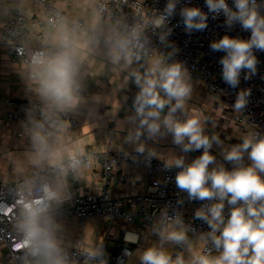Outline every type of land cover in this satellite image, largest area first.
Here are the masks:
<instances>
[{
    "label": "clouds",
    "instance_id": "clouds-1",
    "mask_svg": "<svg viewBox=\"0 0 264 264\" xmlns=\"http://www.w3.org/2000/svg\"><path fill=\"white\" fill-rule=\"evenodd\" d=\"M178 3L167 0L159 11L147 8L145 0H0V44L20 58L12 67L30 93L21 150H9L7 137L0 148V224L6 225L0 229V248H7L8 264H108L103 241L68 240L59 220L72 200V182L99 167L100 154L88 151L71 130L69 116L80 114L91 129L113 122L115 132H126L123 144L133 146L134 161L157 158L165 168L179 169L177 188L189 201L203 202L194 219L205 222L208 231L195 233L182 212L170 215L166 206L143 234L149 245L126 250L127 259L122 256L117 264H135L137 258L139 264H264V133L243 116L251 89L240 90L232 105L246 131L234 135L239 143L225 145L214 131L218 119L191 105L192 76L174 59L178 49L168 39L169 22ZM233 5L206 0L213 19L223 14L227 27L239 23L251 32L247 40L225 35L210 44L213 51L226 53L219 61L222 79L236 88L242 71L245 80L257 73L254 51H264V0H233ZM180 16L187 33L208 27V13L199 7L185 6ZM149 31L171 50L153 46ZM104 74L116 85L112 95L85 96L87 79ZM129 82L138 91L131 114L119 119L121 104L114 108L112 101ZM102 103L111 110L100 115ZM169 135L184 153L202 149V154L186 163L184 156L165 157L148 145ZM214 144L231 170L211 153ZM152 236L158 239L151 242ZM124 239L138 243L141 236L127 232ZM172 247L182 250L173 254Z\"/></svg>",
    "mask_w": 264,
    "mask_h": 264
},
{
    "label": "built area",
    "instance_id": "built-area-1",
    "mask_svg": "<svg viewBox=\"0 0 264 264\" xmlns=\"http://www.w3.org/2000/svg\"><path fill=\"white\" fill-rule=\"evenodd\" d=\"M257 2L260 3L262 0H257ZM166 3L167 0H145L147 8L159 11L163 10ZM227 3L230 7H234L233 0H227ZM185 6L199 7L202 11L208 13V27L205 30L191 33L185 31L182 17L180 16V9ZM124 11L131 13V10L127 7L124 8ZM261 12L264 13V8L261 9ZM169 27L172 28V32L168 39L178 49L174 59L184 63L192 76V80L203 86L206 95L215 97L232 107L240 90L251 89V95L248 98L249 103L244 110L243 116L247 117L249 124L256 125L257 130L264 133V51H254L258 60L257 73L251 79L245 80V71H242L238 87L232 88L223 81L222 65L219 63L226 53L213 51L210 48V44L213 41H218L225 35L247 40L251 36L250 30L242 29L239 23L234 24L231 28L227 27L223 14L213 19L212 14L208 12L206 7V0H179L175 15L170 18ZM149 35L153 46L160 48L164 52L171 50L160 44L157 35L151 33V31H149ZM4 48L11 60L20 61L14 50L6 46ZM134 97L132 96L129 100L131 105ZM29 102L30 99L25 98L8 100L5 117L14 123L24 121L26 119L25 110L29 106ZM233 117L239 123L243 119L242 116L237 118L234 113ZM69 120L72 125L71 129L78 125L74 115L69 116ZM202 151V149L193 151L191 158L186 163H190L201 155ZM210 151L213 154V151ZM126 152L129 153L128 156H125ZM97 153L100 154L98 163L104 174L103 178L107 186L86 193L73 194L72 200L66 203L61 210L60 221L66 218H75L85 224L92 218H100L108 222L123 219L126 223L133 224L138 219L148 229L151 226V220L158 217L160 210L167 206L170 215L174 211L182 212L185 222L192 225L195 233L198 234L209 230L205 222L194 219L196 209L201 207L203 202L199 200L189 201L187 193L180 191L176 186L175 177L179 169L174 167L165 168V162L157 158H152L150 163H148L144 156H139L134 161L132 157L137 156L134 150ZM113 161H115V166L123 164L141 165L149 175L144 189L139 194L128 199V202L133 206L132 210L126 209L125 200L114 196L108 187L111 182L122 184L127 177L126 173L115 172L112 168ZM3 189V183L0 181V190ZM3 195L4 193L0 192V198H3ZM179 199L184 200L182 205L177 203ZM227 210L228 206L226 205V212ZM5 227V224H0V229ZM108 239L103 244L107 253L108 264H117L118 259L122 256L127 259V256H124L126 250L133 252L131 243L126 242L124 237L114 239L112 244H109ZM71 251L75 252L76 250L72 249ZM0 258L1 264H8L7 248H0Z\"/></svg>",
    "mask_w": 264,
    "mask_h": 264
},
{
    "label": "crops",
    "instance_id": "crops-1",
    "mask_svg": "<svg viewBox=\"0 0 264 264\" xmlns=\"http://www.w3.org/2000/svg\"><path fill=\"white\" fill-rule=\"evenodd\" d=\"M19 62V60H11L6 53L4 46L0 44V148L5 146V138L7 137V148L9 150L17 151L21 150L19 147V141L22 133L21 122L14 123L8 120L5 117V110L7 108L8 100L12 98L30 99V93L26 89L24 80L12 67L13 64H18ZM96 71H99V68H97ZM114 81L118 86L122 84V81L118 76L114 77ZM86 83L87 90L85 92V96H91L93 94L111 96L113 89L116 87L115 84L110 82L108 74L99 75L97 77H89ZM192 84L194 94L192 101H190L191 105L200 108L213 119H218V126L214 131L220 134V137L222 140H224L225 145L239 143L240 141L234 135L242 133L246 131V129L241 123L234 119L232 107L215 97L206 95L204 93L203 86L197 81L192 80ZM137 91L138 88L135 86V84L129 82L125 88L116 92V95L112 101V105L115 108L120 102L121 108L118 112L119 119H124L127 115L131 114L132 105L129 103V100L132 96H135ZM124 97H127L126 102L124 101ZM221 104L227 105V107L220 108L219 105ZM110 110L111 105L102 103L98 106V112L100 115H103L105 112ZM74 116L78 121V125L71 130L78 134L79 141L86 146L88 151L116 152L123 150H134L133 146L123 144V137L126 135V132H115V124L113 122H108L106 124H102L99 127L91 129L88 125H85V114ZM223 126H225V128ZM207 131L209 133L213 131L210 123L207 126ZM227 137H231V139H226ZM171 141L172 137L169 135L165 138H161L158 143L148 141V145L150 147H155L157 151L163 154L165 157L169 153H174L177 156H184L185 162L191 158L193 151L184 153L180 147L172 144ZM211 150L218 161L224 162L221 155L222 149L219 146L214 144ZM159 160L164 161L162 159ZM224 163L228 170L232 169L233 165L231 163ZM245 163H250L246 156ZM114 170L115 172L126 173V180L122 184L111 182L109 183L108 187L114 196L121 197L125 200L124 204L126 209L132 210L133 206L128 202V199L136 194H139L144 189L149 179V175L146 169L138 164H123L121 166H115ZM103 176L104 174L102 173L101 167L99 165L98 168L93 169V172L86 174V180L82 179L72 182L73 194L86 193L107 186ZM76 220L77 219L75 218H66L61 221L65 228L66 239L73 242L83 238L80 226L81 224H79ZM116 221L118 223H126L123 219H116L114 222ZM136 222L140 223V221L137 219L131 225H134ZM94 231L95 229L92 225L87 223L85 224L84 235L89 237V235ZM94 239H98L97 242L101 241L99 234H97V237ZM102 241L103 244H105L107 239Z\"/></svg>",
    "mask_w": 264,
    "mask_h": 264
},
{
    "label": "rangeland",
    "instance_id": "rangeland-1",
    "mask_svg": "<svg viewBox=\"0 0 264 264\" xmlns=\"http://www.w3.org/2000/svg\"><path fill=\"white\" fill-rule=\"evenodd\" d=\"M79 224H81V230H82V236L83 238L85 237L86 242L88 243H92L97 242L96 239H94L95 237H97V234L100 235V239L105 240L107 238L109 244H112L114 239H119V238H123L125 237V234L127 232H135L136 234L141 236V239L138 243H131V246H133V252L136 251V249L138 248H142V247H147L149 245V241H145L143 239V234L148 230L145 225H143L141 222H136L134 225H131L129 223H123L120 222L118 223L116 222H108L106 220L100 219V218H92L90 220H88L86 223L89 225H92L95 229L94 232H92L89 237L84 235V227L85 224H82V222L76 220ZM112 228V229H111ZM99 232V233H98ZM81 235V234H80ZM81 238V237H80ZM158 238L156 236H152L150 237V241L151 242H155ZM99 242V241H98ZM182 249L176 248V247H172L170 248V251L173 252V254L176 251H181ZM135 264H139V260L138 258L135 260Z\"/></svg>",
    "mask_w": 264,
    "mask_h": 264
}]
</instances>
